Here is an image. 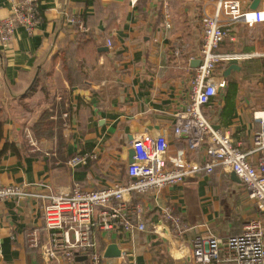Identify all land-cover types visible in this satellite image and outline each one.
Wrapping results in <instances>:
<instances>
[{
  "label": "crops",
  "instance_id": "1",
  "mask_svg": "<svg viewBox=\"0 0 264 264\" xmlns=\"http://www.w3.org/2000/svg\"><path fill=\"white\" fill-rule=\"evenodd\" d=\"M21 1L0 0V21ZM263 2L242 0L241 8L257 10ZM215 3L42 0L35 32L17 28L8 48L0 45V187L26 185L39 194L67 193L76 183L91 191L125 183L130 143L144 134L164 135L169 155L182 150L189 156L186 139L173 138L174 116L189 104L190 78L196 72L191 63L202 57L201 19L204 12L212 13ZM70 15L83 18L86 32L67 24ZM230 28L236 41H225L218 52L235 55L240 69L225 77L227 66L217 65L214 78L227 85L202 111L246 152L260 126L255 117L264 118V23ZM46 111L52 122L62 121V148L56 139L34 142L28 137ZM5 144L14 145L15 151L1 156ZM79 152H95L97 159L71 170L69 156ZM233 174L216 167L213 174L135 196L145 210L147 232H100L99 247L105 254L112 243L119 246L122 254L113 264H195V237L236 236L249 221L262 218ZM166 206L190 227L181 237L163 222L161 209ZM43 226L39 201L4 203L0 264H49L27 241L35 231L45 238Z\"/></svg>",
  "mask_w": 264,
  "mask_h": 264
},
{
  "label": "built area",
  "instance_id": "2",
  "mask_svg": "<svg viewBox=\"0 0 264 264\" xmlns=\"http://www.w3.org/2000/svg\"><path fill=\"white\" fill-rule=\"evenodd\" d=\"M215 1L212 13L204 12L201 19L202 63L190 78L189 104L174 116L173 138L178 142L186 139L189 156L182 150L169 155L170 142L164 135L144 134L130 143L134 161L127 167L125 183L116 182L92 191L76 183L67 193L39 194L26 185L0 187V207L8 201L22 199L40 202L45 238L35 231L28 234L27 241L29 248L41 252L45 262L78 264L76 259L82 258L87 264H101L104 253L99 247L100 232L145 233L149 229L145 210L141 203L135 202V196L180 185L202 173L213 174L220 167L236 174L262 218L249 221L236 236L195 237L191 242L193 261L195 264H264V118L255 117L260 126L252 135L251 150L245 152L230 133L214 129L202 111L227 85L222 79L215 80L217 65L237 58L218 52L223 42L236 41L230 26L242 23L254 27L264 23V2L260 9L243 11L242 0ZM41 3L42 0H22L8 19L0 21L3 48L11 44L17 28H25L30 35L35 32ZM66 17L69 26L86 32L82 17ZM107 45L111 47L112 43L108 41ZM203 149L206 159H202ZM96 159L95 152H79L68 161V166L74 170ZM161 210L163 222L172 227L176 236L181 237L189 230L171 207Z\"/></svg>",
  "mask_w": 264,
  "mask_h": 264
},
{
  "label": "trees",
  "instance_id": "3",
  "mask_svg": "<svg viewBox=\"0 0 264 264\" xmlns=\"http://www.w3.org/2000/svg\"><path fill=\"white\" fill-rule=\"evenodd\" d=\"M39 12H40V10H38V14H39ZM225 43H227V42H223V44H221L220 47L222 45H224ZM65 60L66 59L64 58L63 62ZM230 98H231L230 95H228L226 97V100L228 101L227 106L230 105V101H229ZM225 112H227V108L225 109ZM51 115H52V113L49 111L44 112L42 114V116L38 119L36 125L31 129V132H32V134L34 136V140L36 142L43 140V139H46V140L56 139L57 142L60 143V146L62 148V143H64L63 136H62L63 124H62L61 120H59L55 123L52 122L50 120ZM223 116H225V114ZM3 133H4V125H3V121H0V142L2 141ZM8 150H11L14 152L15 146L10 145V144H5L4 148L1 151V156H3V154L7 153ZM72 157L73 156H69V159H71Z\"/></svg>",
  "mask_w": 264,
  "mask_h": 264
},
{
  "label": "water",
  "instance_id": "4",
  "mask_svg": "<svg viewBox=\"0 0 264 264\" xmlns=\"http://www.w3.org/2000/svg\"><path fill=\"white\" fill-rule=\"evenodd\" d=\"M257 3L258 2H255L254 6H256ZM201 63H202L201 59L195 60L193 63H191V66L194 69L195 68L197 69L200 67ZM224 64H225V66H227V71L224 74L225 77H227L229 74H231L232 70L240 69L239 68L240 61L237 58H233L229 61H226ZM218 128L219 127H216V126L214 127V129H218ZM133 156H134V151L130 148L129 149V157H130L129 164L133 163V161H134ZM232 179L238 181V177L236 176L235 173L232 175ZM120 257H121V250H120L119 246H117L116 243H112L111 245H109L107 250L105 251L104 259H107V261H109V264H113L112 262H115L116 259H119Z\"/></svg>",
  "mask_w": 264,
  "mask_h": 264
},
{
  "label": "rangeland",
  "instance_id": "5",
  "mask_svg": "<svg viewBox=\"0 0 264 264\" xmlns=\"http://www.w3.org/2000/svg\"><path fill=\"white\" fill-rule=\"evenodd\" d=\"M27 135H28V134H27ZM28 137H30V139L32 138V140L34 139V136H33L32 133H30ZM27 140H28V139H27ZM33 141L36 142L35 140H33ZM81 260H82V258L76 259V262H79V261H81Z\"/></svg>",
  "mask_w": 264,
  "mask_h": 264
}]
</instances>
